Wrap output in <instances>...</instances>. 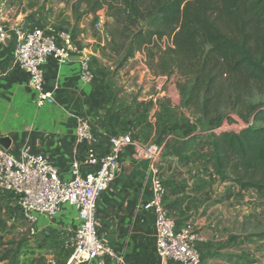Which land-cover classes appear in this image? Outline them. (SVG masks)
Returning a JSON list of instances; mask_svg holds the SVG:
<instances>
[{"label":"crops","instance_id":"0c3cea01","mask_svg":"<svg viewBox=\"0 0 264 264\" xmlns=\"http://www.w3.org/2000/svg\"><path fill=\"white\" fill-rule=\"evenodd\" d=\"M5 26L0 23V28ZM15 45L13 34L9 44L0 41V138H10L8 151L18 153L29 147L33 153L46 154L60 169L61 176L68 179L72 161L75 158L82 160L88 148V144L76 141L79 118L87 119L98 134L129 132L142 144L163 145L156 166L166 187L165 208L179 225L186 222L195 225L203 238L198 243L203 264H259L255 252L246 248V242L237 236L230 237L224 230L229 223L220 217L218 205L211 208L207 193L201 192L194 184L193 179L199 174L193 167L198 163L187 164L183 157L178 160L185 154L188 141L184 140L187 138L175 137L185 147L180 155L167 147L166 131L171 129L170 126L176 127V123L172 124L165 118L161 120V110H147L145 120L141 121L140 118H133L132 114L143 110L105 107L100 79L96 76L92 83H84L81 79V60L75 58L63 66H59L53 57L48 58L44 65V88L54 91V102L40 105L38 94L30 86L28 74L13 60ZM90 54H93L91 50ZM173 111L177 114V110ZM128 121H131L132 130H129ZM141 132H147L149 139L137 138ZM180 143L170 144L179 146ZM165 146L177 157H165ZM82 169L86 171L87 168ZM152 176L150 161L138 158L135 147L128 146L121 154L115 179L97 200L98 231L115 256L122 259L120 264L166 262L156 253V213L143 209L151 196ZM0 203L6 208L4 212L10 213L9 218L13 217L15 238L10 240L19 241L23 237V241L18 243L21 246L14 264H45L51 258L56 264H67L72 247L63 231L75 229L79 223L72 207L65 204L56 218L40 219L32 224L17 210L13 196L1 189ZM12 228L7 229L8 233H13ZM24 231H27L26 235ZM113 258L107 255L111 264L117 261ZM10 261L11 258L0 261V264H9Z\"/></svg>","mask_w":264,"mask_h":264},{"label":"trees","instance_id":"16d2710c","mask_svg":"<svg viewBox=\"0 0 264 264\" xmlns=\"http://www.w3.org/2000/svg\"><path fill=\"white\" fill-rule=\"evenodd\" d=\"M99 1L96 8L106 3ZM108 6L122 27L117 32L128 41L120 65L149 48L155 37H166L171 44L164 50V72L175 71L190 82L187 107L198 108L206 118L215 111L230 123L235 122L233 110H247L241 114L246 126L212 129L206 156L222 182L264 192V103L243 108L245 96L264 91V0H118ZM167 147L178 155L185 149ZM20 246L0 261L11 258L14 264Z\"/></svg>","mask_w":264,"mask_h":264},{"label":"rangeland","instance_id":"374dc122","mask_svg":"<svg viewBox=\"0 0 264 264\" xmlns=\"http://www.w3.org/2000/svg\"><path fill=\"white\" fill-rule=\"evenodd\" d=\"M103 1L106 3L96 8L99 0H0V23L14 27L38 24L71 30L74 38L88 50L95 78L97 76L102 85L105 107L143 110L132 114L133 118H140L141 121L145 120L147 110H161V120L165 118L172 124L176 123V127L170 126L171 129L166 131L165 141L168 140L167 144H175L180 143L176 138H187L184 140L188 141L185 154L178 157V160L186 158L183 161L187 164L198 163L193 169L197 170L199 176L194 177L193 182L201 192L207 193L211 208L218 205L220 217L229 223L224 230L230 237L237 236L246 242V248L255 252L257 262L264 264V192L245 191L231 182H222L214 173L210 158L206 156L210 149L207 137L212 129H240L246 126L241 114L247 110L243 109L241 114L233 110L230 118L235 122L230 123L229 117L219 120L221 116L215 111L206 118L198 108L187 107L184 101L190 82L175 71L164 72L163 62L167 58L164 50L171 44V40L166 37H155L149 48L136 51L120 65L126 52L122 46H126L128 41L117 32L122 27L119 28L116 18L111 15L114 9L108 6L110 2L117 4L118 0ZM123 14L127 16L128 10L124 9ZM244 100L243 108L249 104L264 103V91L255 90L245 96ZM173 110H177V114ZM128 123L129 130H132L131 121ZM149 137L147 132H141L137 138L141 140ZM165 148V157H177ZM5 209L0 203V257L7 250H11L10 256L13 255L18 243L23 241V237L13 241V217L9 218L10 213L4 212ZM10 228L13 233H8ZM23 233L26 235L27 231ZM247 259L251 260L250 257Z\"/></svg>","mask_w":264,"mask_h":264},{"label":"built area","instance_id":"2783aa9c","mask_svg":"<svg viewBox=\"0 0 264 264\" xmlns=\"http://www.w3.org/2000/svg\"><path fill=\"white\" fill-rule=\"evenodd\" d=\"M10 33L16 39L13 60L28 74L40 105L54 102V91L44 88V65L49 57L63 66L72 57L80 56L82 81H94L90 57L71 30L38 24L5 26L0 28V41H5ZM76 141L88 144V148L82 160L72 161L70 179L61 176L60 169L48 155L33 153L29 147L12 153L0 144V189L13 196L15 207L29 223L56 218L65 204L76 211L78 226L63 231L72 247L67 264L86 261L111 264L107 255L116 258L115 264L122 262L102 240L96 217L97 200L115 179L121 154L128 146L135 147L138 158L151 163L152 192L143 209L156 213L157 255L166 260L165 264H203L198 247L203 238L195 225L191 222L179 225L165 208L166 187L156 166L163 145L141 144L129 132L98 134L85 118L77 121ZM85 166L87 169L83 171ZM45 264H56V261L51 258Z\"/></svg>","mask_w":264,"mask_h":264},{"label":"water","instance_id":"95a60500","mask_svg":"<svg viewBox=\"0 0 264 264\" xmlns=\"http://www.w3.org/2000/svg\"><path fill=\"white\" fill-rule=\"evenodd\" d=\"M11 37H12L11 34H9V35L7 36V38H6V40H5V43H6V44H9V43H10V41H11ZM74 58L77 59V60L81 59L80 56L72 57V59H74ZM0 144H1L4 148L9 149V148H10V145H11V140H10L9 137H2V138H0Z\"/></svg>","mask_w":264,"mask_h":264}]
</instances>
